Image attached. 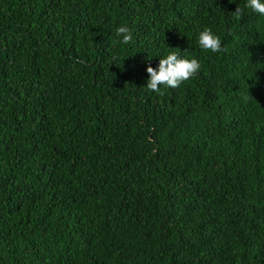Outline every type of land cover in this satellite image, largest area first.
Here are the masks:
<instances>
[{"label": "trees", "instance_id": "trees-1", "mask_svg": "<svg viewBox=\"0 0 264 264\" xmlns=\"http://www.w3.org/2000/svg\"><path fill=\"white\" fill-rule=\"evenodd\" d=\"M0 264H264V0H0Z\"/></svg>", "mask_w": 264, "mask_h": 264}]
</instances>
